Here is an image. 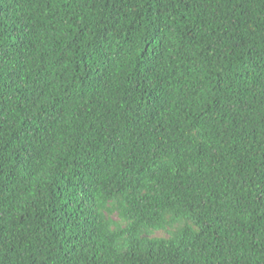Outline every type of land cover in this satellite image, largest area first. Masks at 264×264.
I'll list each match as a JSON object with an SVG mask.
<instances>
[{
    "label": "trees",
    "instance_id": "1",
    "mask_svg": "<svg viewBox=\"0 0 264 264\" xmlns=\"http://www.w3.org/2000/svg\"><path fill=\"white\" fill-rule=\"evenodd\" d=\"M0 264H264V0H0Z\"/></svg>",
    "mask_w": 264,
    "mask_h": 264
}]
</instances>
